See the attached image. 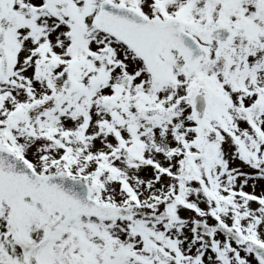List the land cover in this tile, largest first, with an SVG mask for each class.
Returning a JSON list of instances; mask_svg holds the SVG:
<instances>
[{
	"label": "snow or ice",
	"instance_id": "1",
	"mask_svg": "<svg viewBox=\"0 0 264 264\" xmlns=\"http://www.w3.org/2000/svg\"><path fill=\"white\" fill-rule=\"evenodd\" d=\"M0 264H264V0H0Z\"/></svg>",
	"mask_w": 264,
	"mask_h": 264
}]
</instances>
